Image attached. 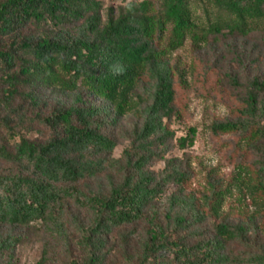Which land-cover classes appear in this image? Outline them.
<instances>
[{
	"label": "trees",
	"instance_id": "16d2710c",
	"mask_svg": "<svg viewBox=\"0 0 264 264\" xmlns=\"http://www.w3.org/2000/svg\"><path fill=\"white\" fill-rule=\"evenodd\" d=\"M260 28L264 0H142L118 13L97 0H0V264H19L21 238L5 227L33 222L63 238L68 264H107L115 232L128 248L130 233L137 240L127 264H264V79L251 81L238 117L212 125L246 139L258 217L220 219V185L202 201L185 194L190 173L166 156L182 78L169 55L189 37ZM116 129L130 142L118 159ZM71 200L90 213L77 253L64 220Z\"/></svg>",
	"mask_w": 264,
	"mask_h": 264
},
{
	"label": "rangeland",
	"instance_id": "374dc122",
	"mask_svg": "<svg viewBox=\"0 0 264 264\" xmlns=\"http://www.w3.org/2000/svg\"><path fill=\"white\" fill-rule=\"evenodd\" d=\"M97 1L102 4L104 13L110 9L118 13L127 3L142 0ZM192 7L201 19L200 26H206L209 21L204 5L196 1ZM169 58L182 72V78L177 87V112L167 122L174 130L175 138L166 156L181 159L190 173L184 193L202 201L204 195L210 194L212 183L216 182L224 191L220 219L235 222L249 215L258 217L263 205L251 194L252 179L247 168L251 160L250 153L246 152L247 141L236 133L215 134L212 125L216 121L238 117L251 81L255 77L264 79V28L248 35L219 34L200 40L189 37ZM136 113L131 110L124 116L122 124L125 128L137 120ZM22 134L30 138L39 135L26 131ZM113 135L117 138V145L111 156L118 159L129 148L130 142L120 129L114 130ZM181 138L186 142L182 143ZM164 167L165 162L159 161L151 169ZM176 189L177 186L173 185L170 191ZM89 217L90 213L72 200L66 206L64 220L73 233L71 248L75 253L80 245L78 221L87 222ZM5 230L21 238L15 252L19 264H68L71 253L63 238L53 234L51 228L41 222L5 227ZM113 236H117L116 240ZM129 236L132 243L128 248L118 232L112 234L106 248L109 251L107 264L128 263L126 257L133 252L137 241L135 235L130 233ZM124 251H129V254Z\"/></svg>",
	"mask_w": 264,
	"mask_h": 264
}]
</instances>
